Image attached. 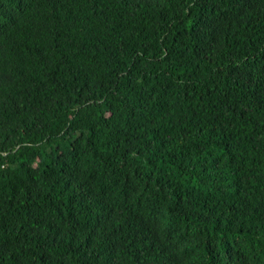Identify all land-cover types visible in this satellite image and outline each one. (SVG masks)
I'll use <instances>...</instances> for the list:
<instances>
[{
    "label": "trees",
    "instance_id": "16d2710c",
    "mask_svg": "<svg viewBox=\"0 0 264 264\" xmlns=\"http://www.w3.org/2000/svg\"><path fill=\"white\" fill-rule=\"evenodd\" d=\"M0 264H264V0H0Z\"/></svg>",
    "mask_w": 264,
    "mask_h": 264
}]
</instances>
